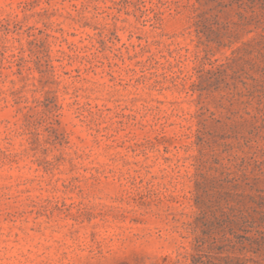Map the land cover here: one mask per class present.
Masks as SVG:
<instances>
[{
    "label": "rangeland",
    "instance_id": "1",
    "mask_svg": "<svg viewBox=\"0 0 264 264\" xmlns=\"http://www.w3.org/2000/svg\"><path fill=\"white\" fill-rule=\"evenodd\" d=\"M0 264H264V0H0Z\"/></svg>",
    "mask_w": 264,
    "mask_h": 264
}]
</instances>
